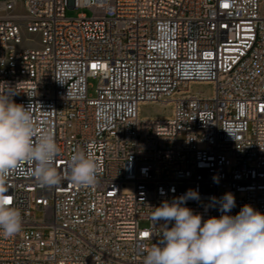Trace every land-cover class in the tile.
Here are the masks:
<instances>
[{"label":"built area","instance_id":"1","mask_svg":"<svg viewBox=\"0 0 264 264\" xmlns=\"http://www.w3.org/2000/svg\"><path fill=\"white\" fill-rule=\"evenodd\" d=\"M0 84L54 136L62 175L79 150L98 164L88 187L44 186L28 161L5 173L22 230L0 234V264H143L151 207L189 189L203 219L226 192L230 215L264 213V0H0ZM148 103L171 114L141 117Z\"/></svg>","mask_w":264,"mask_h":264},{"label":"clouds","instance_id":"2","mask_svg":"<svg viewBox=\"0 0 264 264\" xmlns=\"http://www.w3.org/2000/svg\"><path fill=\"white\" fill-rule=\"evenodd\" d=\"M0 89V184L2 177L22 161L33 163V175L48 187L62 179L83 187L97 182L98 164L84 150L70 157L63 175L55 167L60 148L50 132L37 134L30 105L17 104L15 88ZM215 179V178H214ZM0 187V234L11 238L22 230L21 212L12 205ZM200 200L197 190L189 189L171 202L151 207L152 219L162 231L158 241L144 255L143 264H264V213L245 204L236 215L235 196L226 192L210 197L221 215L203 219L186 207L188 200ZM169 225H171L169 227Z\"/></svg>","mask_w":264,"mask_h":264},{"label":"rangeland","instance_id":"3","mask_svg":"<svg viewBox=\"0 0 264 264\" xmlns=\"http://www.w3.org/2000/svg\"><path fill=\"white\" fill-rule=\"evenodd\" d=\"M81 13L85 14L87 17L91 16L89 10H67L66 16L68 18H76ZM37 38V36H33ZM37 47V46H34ZM90 95L95 96V90L98 86V81L95 79H90ZM190 93L192 95H198L200 97H211L214 93V86L209 83H195L191 86ZM172 107L163 103H148L144 104L140 108V116L141 117H164L171 114Z\"/></svg>","mask_w":264,"mask_h":264},{"label":"snow or ice","instance_id":"4","mask_svg":"<svg viewBox=\"0 0 264 264\" xmlns=\"http://www.w3.org/2000/svg\"><path fill=\"white\" fill-rule=\"evenodd\" d=\"M225 7H227V5H225ZM8 198H9V201H11L10 197H8Z\"/></svg>","mask_w":264,"mask_h":264}]
</instances>
